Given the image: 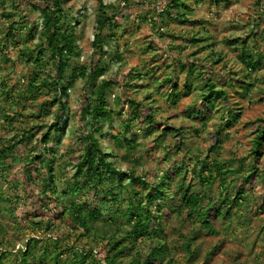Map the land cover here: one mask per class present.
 Listing matches in <instances>:
<instances>
[{
	"label": "rangeland",
	"instance_id": "374dc122",
	"mask_svg": "<svg viewBox=\"0 0 264 264\" xmlns=\"http://www.w3.org/2000/svg\"><path fill=\"white\" fill-rule=\"evenodd\" d=\"M12 1L6 0L3 5L0 0V149L14 142L23 130L33 128L35 138H40L56 115L54 107H48V111L41 108L43 102L50 99L46 89L34 97L25 93L28 79L37 69L20 56V49L25 48L34 56L37 54L40 31L31 40L27 32L40 13L30 5H42L43 0ZM62 1L67 14L65 29L75 28L76 45L80 50V58L74 59L72 65L103 68L105 74L97 79V86L102 81H112L107 99L110 107L122 115H115L113 123L105 126L103 134L106 137L100 141L105 152L115 156L112 159L115 166L123 172L133 171L149 183L164 180L174 198L169 201L172 206L181 204L179 191L183 189L185 167L184 186L195 183L194 188H202L207 193V205L223 209L221 216L211 217L213 233L204 228L196 215L191 217L189 210L182 208L179 214L167 209L162 219L164 233L159 235L163 241L154 236L155 239H140L119 261L128 264L137 255L145 256L153 247L164 244L165 261L170 264H264V141L262 154L256 162L258 169L251 182L245 183L243 201L239 200L241 207L220 204L226 189L234 187L239 177L250 173L254 138L264 120V0H181L190 8L182 12L191 23L159 16L171 0H104L108 15L116 16L117 30L113 35L104 31V53L98 56L92 43L99 1ZM12 12L13 20L24 27L20 31L19 45L9 41L4 43L7 49H2V38L9 25L2 15ZM236 39L246 41L245 50L241 44H230L229 41ZM243 52L253 55L260 64L259 70L251 75H247L248 70L242 62ZM210 53L220 55L221 61L213 64ZM190 62L195 64L198 73L210 76L217 90L225 91V96L213 94L211 109L205 117L195 112L187 114V110L201 103V95L209 91L198 73L190 76L191 88L185 90L186 67ZM136 74H142V78L136 79ZM168 78L176 79L175 91L166 83ZM4 84L11 88L7 97ZM246 84H251L247 94L244 93ZM68 93L69 121L61 141L53 144L56 151L54 175L60 192L72 180L74 166L83 150L79 140L83 132L79 114L91 89L86 79H79ZM21 94L26 95L22 102ZM146 97L149 99L145 100ZM131 100L144 106L149 103L159 125L150 132L147 125L132 121L138 147L129 151L120 147L111 135L118 133L121 123L129 118L128 102ZM229 110L234 120L230 127L223 128ZM164 126L171 129L164 131ZM127 137L133 138L132 134ZM17 151L20 155L27 154L22 146H18ZM204 160L209 161L206 168L219 163L224 171H242L228 175L224 183L222 178H217L211 185L202 187L195 182V174L201 167L199 162ZM208 174L205 171L204 176ZM14 178L16 181L10 186L8 181ZM13 188H21L19 167L6 175L0 174L2 264H23L20 252H25L27 245L30 253L25 257V264H55L57 256L59 264H79L74 251L99 246L95 249L97 252L113 234L105 230L102 219L90 236L81 231L68 235L66 223L56 220L60 235L55 236L57 239L50 238L43 230L24 222L23 204L17 210L7 207L5 198L14 193ZM135 188L143 192L136 184ZM88 197L90 202H96L92 195ZM103 212L104 217L106 210ZM50 214L53 217L54 213ZM103 238L106 239L102 241ZM186 243L190 244L189 249ZM100 258L97 255L96 264H102Z\"/></svg>",
	"mask_w": 264,
	"mask_h": 264
},
{
	"label": "trees",
	"instance_id": "16d2710c",
	"mask_svg": "<svg viewBox=\"0 0 264 264\" xmlns=\"http://www.w3.org/2000/svg\"><path fill=\"white\" fill-rule=\"evenodd\" d=\"M1 1L4 5L6 0ZM98 1L99 13L96 19V34L92 43L97 56L104 53V31L107 30L113 35L117 30L116 16L108 15V6L104 0ZM63 2L62 0H43L42 5H30L34 11L40 13V16L30 25L27 32L28 40L35 39L37 31H40V34L38 35L39 40L36 44L37 54L35 56L28 48L20 49V56L37 69L28 79L25 93L34 97L46 89L50 99L43 102L41 108L48 111V107H54L56 108V115L52 124L46 127V131L41 134L40 138H35V134L32 132L33 128H31L20 132L14 142L1 147V176L6 175L11 169L17 167L21 169V188H13L14 193L5 198L7 207L17 210L23 204L22 219L24 222L43 230L45 235H49L50 238H56L55 236L60 235L58 233L59 224L56 223V220L66 223L64 225L68 235L81 231L86 236H90L91 233L93 235L99 220L102 219V225L106 231L109 229L113 232L112 236L97 253L94 251L99 246H95L91 250L74 251L76 260H80L77 262L79 264H84L86 261H89L90 264H96L97 255L101 257L102 264H122L119 260L125 258L126 253L131 251L140 239L148 240L155 237L158 241H163L159 235L164 233L162 219L166 217L167 209L177 211L179 214L182 212V208L183 211L184 209L189 210L191 217L196 215L204 228L213 233L214 226L211 217L215 219L221 216L223 209L217 208L215 205H207V193L202 188H194L195 183L184 186V177L187 174L185 167H183L185 169L183 172V189L179 191L182 196L181 204L172 206L169 201H173L174 198L169 193L168 185L164 180L160 179L158 183H149L142 177L136 176L133 171H121L112 162L115 156L103 149L100 140L106 137L103 134L105 126L113 123L115 115L121 116L122 114L111 108L107 99V90L112 81H102L99 86L96 84L97 79L105 74L103 68L95 66L88 69L84 65H72L74 59L80 58V50L76 45L75 28L72 26L65 29L67 14L63 8ZM14 7L16 8L17 4ZM182 9L188 11L190 8L184 1L171 0L167 9L162 10L159 16L167 15L174 17L181 23H191L186 19V13L182 12ZM2 17H6L9 22L8 30L2 38V49H7V45L4 43L9 41L16 46L19 45L20 31L24 26H20L18 22L13 20L14 12L2 15ZM229 42L230 44H241L245 50V40L236 39ZM210 55L214 58L211 59L213 64L221 61L220 55L216 53H210ZM241 57L248 70L247 75L259 70L260 64L253 55L243 52ZM187 65L188 78L184 82V88L188 91L191 88L190 76L198 73L199 70L191 62ZM68 73H70L69 76ZM136 75V79L142 78V74ZM198 75V78L209 91L201 95V103L187 110V114L195 112L198 116L205 117L211 109L210 102L213 99V94L225 96V91L217 90V84L207 74L202 72ZM79 79H86L91 89V93H88L84 98L79 114L83 131L79 140L83 144V150L74 166L75 172L72 180L67 183L65 190L60 192L54 175L53 165L56 159V151L53 144L61 141L70 114L68 92ZM166 83L170 85L173 91L176 90V79L168 78ZM2 87L5 89L4 96H9L11 88L5 84ZM250 87L251 84H246L245 94L250 91ZM25 96L21 94L19 98L21 102ZM148 99V97L145 98V100ZM128 105L130 109L129 118L121 123L120 131L111 137L117 141L120 147L130 151L138 147V136L132 133V121L147 125L150 132L155 130L159 123L155 122V116L149 103L144 106V104L131 100ZM226 115L228 118L224 121L223 128L230 127L234 120V114L231 110L226 112ZM261 124L258 134L254 138L252 169L249 174L239 177L238 183L234 187L226 189V194L220 203L224 206L235 204L241 207L239 200L243 201L244 199L245 183L251 182L258 169L256 162L262 154L264 120H261ZM170 129L164 126L163 130L169 131ZM176 132L178 133V130ZM129 134H132L133 138L127 137ZM18 146H22L23 151L25 150L27 153L26 156L20 155L17 151ZM208 162V160L199 162L201 167L195 174V182H198L202 187L205 184L211 185L217 178H222L224 183L228 175L238 174L242 171V169L238 172L224 171L219 163L209 164V167L206 168ZM205 171H208V176H204ZM177 173L180 174V172ZM213 173H215L214 176ZM262 174L264 179V164ZM15 179L8 181L10 186H13ZM135 184L141 187L143 192H138ZM18 192L21 195L17 194ZM142 193H144L143 196ZM123 194L125 196H122ZM89 195H92L96 202H90ZM103 210H106L104 217ZM52 212L54 213L53 217L50 216ZM227 213L229 212L227 211ZM104 239L106 238H103L102 241ZM189 245L186 243L188 249L190 248ZM165 249L164 244L155 246L145 256L136 254L137 256L128 264H170V261H165ZM20 253L22 263L25 264V257L30 253L29 246L27 245L25 252ZM57 257L54 260L55 264H59ZM0 264H2L1 258Z\"/></svg>",
	"mask_w": 264,
	"mask_h": 264
},
{
	"label": "built area",
	"instance_id": "2783aa9c",
	"mask_svg": "<svg viewBox=\"0 0 264 264\" xmlns=\"http://www.w3.org/2000/svg\"><path fill=\"white\" fill-rule=\"evenodd\" d=\"M95 253H97L96 251H94Z\"/></svg>",
	"mask_w": 264,
	"mask_h": 264
}]
</instances>
